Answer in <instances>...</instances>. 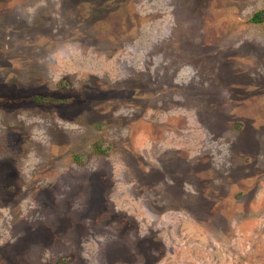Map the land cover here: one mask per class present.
<instances>
[{"label": "rangeland", "instance_id": "rangeland-1", "mask_svg": "<svg viewBox=\"0 0 264 264\" xmlns=\"http://www.w3.org/2000/svg\"><path fill=\"white\" fill-rule=\"evenodd\" d=\"M0 264H264V0H0Z\"/></svg>", "mask_w": 264, "mask_h": 264}, {"label": "trees", "instance_id": "trees-1", "mask_svg": "<svg viewBox=\"0 0 264 264\" xmlns=\"http://www.w3.org/2000/svg\"><path fill=\"white\" fill-rule=\"evenodd\" d=\"M260 14H255L254 15V18L252 19V21H254V22H257L258 21V19L260 20Z\"/></svg>", "mask_w": 264, "mask_h": 264}]
</instances>
